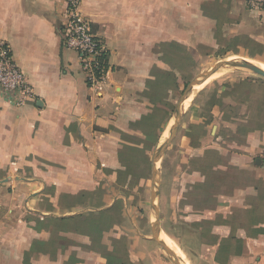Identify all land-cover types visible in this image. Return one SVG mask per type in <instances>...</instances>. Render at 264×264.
Here are the masks:
<instances>
[{
  "label": "crops",
  "instance_id": "0c3cea01",
  "mask_svg": "<svg viewBox=\"0 0 264 264\" xmlns=\"http://www.w3.org/2000/svg\"><path fill=\"white\" fill-rule=\"evenodd\" d=\"M64 9L0 0V39L33 89L23 108L0 97V264H148L108 234L148 179L171 94L203 58L264 61V12L245 0H80L108 56L95 93L63 47ZM183 121L184 213L211 225L224 264H264V82L202 86Z\"/></svg>",
  "mask_w": 264,
  "mask_h": 264
},
{
  "label": "rangeland",
  "instance_id": "374dc122",
  "mask_svg": "<svg viewBox=\"0 0 264 264\" xmlns=\"http://www.w3.org/2000/svg\"><path fill=\"white\" fill-rule=\"evenodd\" d=\"M235 60L241 62L240 59L227 55L203 58L200 68L192 70L187 69L184 71L187 75H189V77L186 78L187 83H184L179 91L171 94V108L168 116L169 120L167 119V124L165 122V124L156 130L155 138L157 137L158 139L157 145L148 154V179L144 181V183L140 184L139 190L137 192H133L134 194H131L128 200L129 218L126 220L124 225L121 226L119 231H111V233L108 234V236L113 237V233H116L127 240L128 255L130 256L132 254V259L135 260L136 258L141 257L144 258L148 264H156L158 261H163L166 264H172L171 260L152 239L155 222L153 218L154 212L151 208L152 191L150 175L151 160L153 157L152 155L168 139L176 106L188 85L214 63L223 62L222 64H228L230 67H234L236 66ZM245 60L248 61L247 59ZM255 61L264 65L263 60ZM230 67L219 68L224 70L222 72L223 75H221L220 78L212 79L213 81H211L210 79L213 76L212 74L210 77H207L208 79H202L191 87V91L186 98V100L190 99V102L185 105L186 107L182 106L181 108V114L179 115V126L176 134L158 161L159 174L154 196H158V201L155 205L157 206L161 235L168 237L174 243V245L182 251L184 261H182L181 264H215L217 262L218 264L225 263L223 253H221L219 249L213 248L210 244V238L212 236V233L210 232L211 225L193 223L194 218L193 216H190L192 213H184V205H186L187 202H191L190 197L193 196L194 193L192 192L193 190L189 191V189H187L189 191L187 194L191 196H187L186 201L182 199L180 192L183 189V182L179 172L182 169V160L184 158L183 154L181 153L180 142L184 135H186L185 133H187L190 129V125L186 124L185 121H183V118L187 108L190 106L196 94L194 89L202 86L208 87L217 83H224L234 78L235 80L245 79L253 80L254 82H264V78L252 74L249 71L236 70ZM191 188L193 189V187ZM108 236L106 234L105 238H108ZM142 239H149V246H145L142 243ZM135 264H142V262L138 261L135 262Z\"/></svg>",
  "mask_w": 264,
  "mask_h": 264
},
{
  "label": "built area",
  "instance_id": "2783aa9c",
  "mask_svg": "<svg viewBox=\"0 0 264 264\" xmlns=\"http://www.w3.org/2000/svg\"><path fill=\"white\" fill-rule=\"evenodd\" d=\"M65 21L61 27L63 47L76 53L86 86L101 91L109 73L104 44L93 33L90 24L78 13L80 0H62ZM251 10L264 12V0H245ZM0 97L8 105L23 108L33 99V89L13 61L9 46L0 39ZM259 160L264 167V144Z\"/></svg>",
  "mask_w": 264,
  "mask_h": 264
},
{
  "label": "water",
  "instance_id": "95a60500",
  "mask_svg": "<svg viewBox=\"0 0 264 264\" xmlns=\"http://www.w3.org/2000/svg\"><path fill=\"white\" fill-rule=\"evenodd\" d=\"M223 62H216L212 66H210L208 69H206L204 72H202L197 78H195L185 89L183 92L182 97L180 98L177 107L175 109L174 115H173V122L171 126V130L169 132V137L168 139L162 144L160 148H158L152 157V162H151V191H152V210L154 212L153 218H154V230H153V236L152 239L153 241L161 248V250L166 254V256L171 260L172 264H181V261L175 256V254L168 248V246L161 240V230L159 226V218L157 214V204L158 201V196H154L155 188L157 187V178L159 174L158 170V161L159 158L162 156L164 151L167 149L168 145L171 143L172 139L174 138L176 131L179 126V115L181 114V108L189 95L191 91V87L196 84V82L206 79L212 71L215 69H219L221 67H230L228 64H222ZM236 66L230 67L232 69L236 70H246L249 71L252 74L258 75L262 78H264V72L259 70L257 67L250 65L248 63H241L235 60ZM224 65V66H220ZM158 192V191H157ZM155 197V198H154Z\"/></svg>",
  "mask_w": 264,
  "mask_h": 264
},
{
  "label": "bare ground",
  "instance_id": "6f19581e",
  "mask_svg": "<svg viewBox=\"0 0 264 264\" xmlns=\"http://www.w3.org/2000/svg\"><path fill=\"white\" fill-rule=\"evenodd\" d=\"M232 59V58H231ZM233 60V59H232ZM241 62H243V63H248V64H250V65H253V66H255V67H257L259 70H261V71H263L264 72V65L263 64H260V63H257V62H255V61H252V60H248V61H246L245 59H243V60H240ZM234 65V64H233ZM224 70H221V69H215L214 71H212L211 73H210V75H212L213 74V76L211 77V81H213L212 79H218V78H220V76L221 75H223L222 74V72H223ZM210 75H209V77H210ZM208 79V78H207ZM200 87H198V88H196L195 90H194V92H196L198 89H199ZM190 100V99H189ZM188 102V101H187ZM190 102V101H189ZM185 106V105H184ZM186 107V106H185ZM161 240L168 246V248L175 254V256L182 262V261H184V257H183V255H182V253L180 252V250L177 248V246H175L174 245V243L169 239V238H167V237H164L163 235H161Z\"/></svg>",
  "mask_w": 264,
  "mask_h": 264
}]
</instances>
